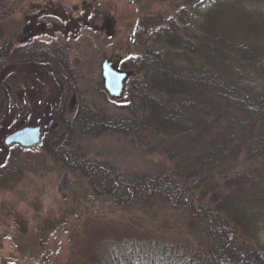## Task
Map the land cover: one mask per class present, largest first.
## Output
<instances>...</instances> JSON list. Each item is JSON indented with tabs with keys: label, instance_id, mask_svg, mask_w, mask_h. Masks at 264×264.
I'll return each instance as SVG.
<instances>
[{
	"label": "trees",
	"instance_id": "obj_1",
	"mask_svg": "<svg viewBox=\"0 0 264 264\" xmlns=\"http://www.w3.org/2000/svg\"><path fill=\"white\" fill-rule=\"evenodd\" d=\"M3 7L1 1V18ZM39 9L21 21L16 36L21 52L0 36V80L17 64H40L49 71L51 66L64 89L38 121L53 126L41 142L53 163L78 172L95 197L114 206L158 204L183 212L187 229L207 239L199 252L186 245L182 251L159 247L137 254L132 246L122 258L115 254L112 264H264V248L240 240L253 238L257 219L264 217V161L252 170L239 169L241 156L264 159V28L246 25L234 37L218 18L213 22L200 12L172 17L138 54L120 62L128 73L124 94L110 102L98 78L88 85L75 73L57 41L35 47L31 40L50 35L40 17L71 21L57 1L47 0ZM55 31L68 33L65 27ZM111 134L128 138L143 153L160 154L158 168L123 170L89 155L79 143ZM13 165L4 173L16 174Z\"/></svg>",
	"mask_w": 264,
	"mask_h": 264
},
{
	"label": "rangeland",
	"instance_id": "obj_2",
	"mask_svg": "<svg viewBox=\"0 0 264 264\" xmlns=\"http://www.w3.org/2000/svg\"><path fill=\"white\" fill-rule=\"evenodd\" d=\"M1 1L4 13L0 17V36L4 34L21 52L22 45L16 39L21 21L26 14L38 12L47 0H0V4ZM51 1L61 3L64 17L71 21L66 24L51 16L40 17L50 26V35L31 41L35 47L51 45L53 41L61 44L69 64L88 85L97 78L101 81L102 59L118 56L122 69L120 62L138 54L146 41L153 40L154 30L172 17L184 18L200 12L215 18L213 22L218 18L219 25L234 37H240L246 25L264 28V0ZM56 10L61 11L50 6V11ZM59 27L67 28L68 35L55 31ZM30 46L27 44L25 48ZM51 70V66L49 71L40 64H17L10 68V77L6 73L0 80L1 264H101V259L103 264H112L115 254L122 258L132 246L137 254L159 247L182 251L187 250L186 245L199 252L207 239L187 229L188 219L183 212L158 204L147 209L114 206L107 199L95 197L78 172L53 163L41 145L52 125H40L38 121L43 119L48 105L50 109L56 106L63 93V85L54 79ZM106 106L112 110L110 103ZM34 125L41 129L38 144L27 148L3 144L7 134ZM79 143L89 155L111 161L127 171L154 170L163 159L158 153L141 152L128 138L118 134L86 136ZM263 161L260 158L249 161L241 156L239 169L252 170ZM13 163L19 171L5 174V168ZM254 229L253 238L242 236L240 240L264 248L263 216L257 219ZM193 258L200 263L199 256L195 254Z\"/></svg>",
	"mask_w": 264,
	"mask_h": 264
},
{
	"label": "water",
	"instance_id": "obj_3",
	"mask_svg": "<svg viewBox=\"0 0 264 264\" xmlns=\"http://www.w3.org/2000/svg\"><path fill=\"white\" fill-rule=\"evenodd\" d=\"M118 56L104 58L100 62V77L104 91L112 101L122 98L128 73L119 68ZM41 129L39 125L23 126L7 134L3 144L8 146L17 144L20 147H31L39 143ZM1 264V260H0Z\"/></svg>",
	"mask_w": 264,
	"mask_h": 264
}]
</instances>
